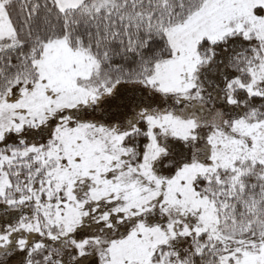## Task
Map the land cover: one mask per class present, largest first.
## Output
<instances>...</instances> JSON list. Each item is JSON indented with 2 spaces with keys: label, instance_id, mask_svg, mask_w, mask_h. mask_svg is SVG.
I'll use <instances>...</instances> for the list:
<instances>
[{
  "label": "snow or ice",
  "instance_id": "snow-or-ice-1",
  "mask_svg": "<svg viewBox=\"0 0 264 264\" xmlns=\"http://www.w3.org/2000/svg\"><path fill=\"white\" fill-rule=\"evenodd\" d=\"M0 264H264V0H0Z\"/></svg>",
  "mask_w": 264,
  "mask_h": 264
}]
</instances>
